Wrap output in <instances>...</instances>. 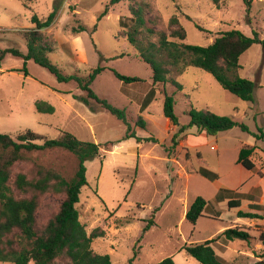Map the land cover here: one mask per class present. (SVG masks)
Wrapping results in <instances>:
<instances>
[{
	"label": "rangeland",
	"instance_id": "obj_1",
	"mask_svg": "<svg viewBox=\"0 0 264 264\" xmlns=\"http://www.w3.org/2000/svg\"><path fill=\"white\" fill-rule=\"evenodd\" d=\"M24 2L0 0V50L14 48L26 53L21 31L35 26L33 15L46 19L55 10L53 23L44 29L47 39L56 42L54 50L47 53L49 59L65 74L87 75L91 68L102 66L91 85L93 91L124 109L135 136L154 139L122 140L127 126L95 103L87 105L80 100L83 91L74 81L60 82L34 61L11 53L2 59L1 133L15 137L31 131L57 138L67 131L80 140L101 145L99 156L84 162L87 184L81 187L76 204L87 232L95 227L105 231L104 236L93 240V250L108 254L111 264H127L132 257V264H159L167 258L171 264H201L182 247L213 239L211 246L224 264H264L259 241L264 230V0H250L249 6L244 0H218L216 4L212 0H119L108 5L107 15L100 20L97 17L109 0H30V8ZM136 5L144 7V41L157 43V33L168 27L173 15L186 32L183 43L205 46L230 29L248 36L257 32L263 42L253 43L240 55L237 70L239 76L255 84L254 100L238 98L198 67L186 65L180 70L182 62L168 65L167 75L181 85L180 90L169 81L153 83L151 67L137 56L124 32L120 34L123 27L119 18L127 19ZM80 25L86 29L79 30ZM71 41L78 42V50ZM173 41L179 42L177 38ZM160 52L159 58L166 59L165 52ZM112 70L139 80L125 83ZM151 88L154 95L144 107ZM164 92L174 98L178 125L173 126L163 114ZM36 100L48 102L54 111H37ZM190 107L227 116L246 129L234 126L208 135L191 126L178 133L174 143L179 126L190 121ZM140 116L144 126L135 124ZM108 141L119 142L106 148L103 145ZM243 145L254 147L252 170L237 162ZM23 154L26 160L15 164V172H28L35 162L70 179L78 165L77 157L62 148ZM201 168L215 173L217 179L201 175ZM197 196L206 200V206L192 224L185 212ZM230 198H239L240 207H230ZM61 199L54 194L42 197L37 211L39 224L56 211ZM155 208L159 210L154 222L144 231ZM239 210L255 216L238 217ZM233 227L246 230L251 239L225 240L221 232Z\"/></svg>",
	"mask_w": 264,
	"mask_h": 264
},
{
	"label": "trees",
	"instance_id": "obj_2",
	"mask_svg": "<svg viewBox=\"0 0 264 264\" xmlns=\"http://www.w3.org/2000/svg\"><path fill=\"white\" fill-rule=\"evenodd\" d=\"M29 1L25 0L24 2L26 8H30ZM118 1L109 0V4L104 7L97 20L107 15L108 5ZM212 1L215 4L218 3V0ZM244 1L249 6L250 0ZM55 13V10L52 11L46 19H40L33 15L31 21L35 26L21 31V35L26 40V53L14 48L0 50V64L7 53L20 56L24 60H32L47 69L58 81H74L76 86L83 91L79 98L85 104L95 103L121 120L127 126L122 140L135 138L136 142H140L153 139L149 137L142 139L135 136L131 124L127 121L124 109L112 105L107 99L98 96L93 91L91 85L95 77L104 69L102 66L91 68L87 75L65 74L57 64L49 59L47 53L54 50L56 42L47 39L44 29L53 23ZM126 18H119V24L123 27L120 34L124 32V37L135 48L137 56L151 67L153 83L165 84L169 81L180 90L181 85L173 79H168L167 75L169 73L168 65H177L182 62L180 70L186 65L198 67L210 73L223 89L238 98L245 101L254 100L255 84L249 79L239 76L237 70L240 55L253 43L263 42L259 39L257 32L248 36L239 29H230L222 32L205 46L183 43L186 32L177 16L173 15L169 19L168 27L157 33L158 42L155 43L142 39L146 22L143 6H132L130 15ZM96 26L95 24L92 27V31L96 29ZM127 26L130 29L125 30ZM198 27L202 29L200 26ZM84 29H86L85 26L80 25L79 30ZM79 30L77 31L79 32ZM147 30L151 34L155 33L153 29ZM173 38H177L179 42L173 41ZM161 50L165 52L166 59L159 58ZM23 69L25 70V68ZM112 71L118 79L125 83L139 80L137 77ZM154 91V88L149 90L148 97L150 96V98L147 97L143 101L144 107L150 103ZM34 105L39 112L52 113L54 111V107L43 100H36ZM173 105V96L164 92L163 114L175 126L178 125V120ZM187 114L190 121L186 125L179 126L178 132L173 136L174 143H176L175 138L178 137V133L191 126H196L208 135H216L218 132L231 129L234 126L246 129L244 124L237 123L227 116L218 115L210 110H198L190 107ZM135 124L144 126L145 121L140 116ZM37 140H42V142L37 143ZM118 142L108 141L103 146L108 148ZM53 148L65 149L77 157L78 165L72 178L66 179L60 172L35 162L28 172L13 170L16 163L26 160L23 151ZM253 148L250 145H243L238 153L237 162L248 170L254 169L255 166L250 159ZM100 151V144L80 140L67 131H63L57 138H46L31 131H25L15 137L0 132V262L10 264H29L30 262L33 264H111L108 254L97 253L92 248L93 240L104 236V229L95 227L87 232L85 225L80 221L76 206L79 202L80 189L87 184L84 162L98 157ZM199 173L204 177L217 179V175L208 170L201 168ZM46 194L61 195L62 199L56 211L47 218L45 223L39 224L37 211L42 197ZM240 204L239 198L228 200L230 207H240ZM205 206L206 200L202 196H197L187 208L185 218L195 224L197 219L202 216ZM157 210L159 208L153 210L144 231L153 224L154 214ZM237 216L254 217L255 215L239 210ZM221 236L227 241L248 242L251 239L246 230L237 227L224 229ZM212 241L213 239H209L200 243L183 245L182 249L201 264H224L211 246ZM259 241L263 246L264 253V230L259 233ZM133 258L129 259L127 264H132ZM171 263V259L167 258L159 264Z\"/></svg>",
	"mask_w": 264,
	"mask_h": 264
},
{
	"label": "crops",
	"instance_id": "obj_3",
	"mask_svg": "<svg viewBox=\"0 0 264 264\" xmlns=\"http://www.w3.org/2000/svg\"><path fill=\"white\" fill-rule=\"evenodd\" d=\"M72 43V46H74L75 47V50H78V49H76V43H78V42H73V41H71ZM80 42H81V39H80ZM66 43V42H65ZM80 45V44H79ZM80 52H82V55L83 56H85V53H84V50L83 49H81V47H80ZM168 122H170L169 120H168ZM223 189V188H222ZM227 190H229V189H227Z\"/></svg>",
	"mask_w": 264,
	"mask_h": 264
}]
</instances>
